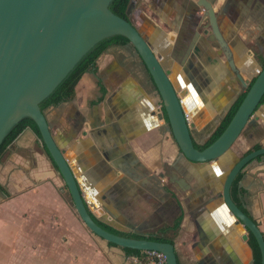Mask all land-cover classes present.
Segmentation results:
<instances>
[{"label": "crops", "instance_id": "1", "mask_svg": "<svg viewBox=\"0 0 264 264\" xmlns=\"http://www.w3.org/2000/svg\"><path fill=\"white\" fill-rule=\"evenodd\" d=\"M199 1L136 0L130 18L158 49L163 40L170 77L189 91L185 101L204 135L221 125L262 67L264 0H204L212 3L219 36ZM209 23L207 36L214 40L198 33ZM194 34L198 51L194 47L187 55ZM172 35L176 41H170ZM160 104L150 73L126 44L103 53L96 70L78 83L73 101L45 110L91 216L119 234L169 240L178 264H255L250 232L228 209L223 188L233 165L255 146L264 147V104L230 156L210 163L182 157L169 120L158 117ZM237 179L231 197L264 235V156ZM0 184V264H129L126 248L83 223L31 129L3 154Z\"/></svg>", "mask_w": 264, "mask_h": 264}, {"label": "water", "instance_id": "2", "mask_svg": "<svg viewBox=\"0 0 264 264\" xmlns=\"http://www.w3.org/2000/svg\"><path fill=\"white\" fill-rule=\"evenodd\" d=\"M113 1L0 0V146L20 121L27 117L32 118L86 227L112 244L140 251H161L167 257V264H178L173 244L120 236L107 231L93 219L83 199L78 180L67 157L55 141L40 104L100 41L114 35H123L135 48L152 77L162 101L158 117L163 122L166 118L169 120L182 157L193 163H210L230 156L233 145L263 105L264 67L256 74L254 83L222 135L210 146L200 150L196 146L205 145L219 127L218 124H213L204 135L197 132L196 121L188 107L189 101H185L189 91L179 88L170 77L171 71L167 67L169 59L166 53L161 51V46L165 45L163 40L159 42V49L155 47L131 20L111 11L110 5ZM203 1L200 0L198 6L207 13L213 25V33L219 36L212 3ZM135 7L136 0H131L127 9L128 16L132 15ZM209 25L210 23L204 24L199 26V29H207ZM207 39L214 40L212 36ZM170 41H176L175 36L172 35ZM197 43V39L191 40L186 50L187 55L194 51V47L195 51H198ZM230 65L234 67L231 59ZM221 123L222 119L219 125ZM263 156L264 147L242 157L227 174L223 188V198L228 209L256 238L262 264L263 232L259 225L234 203L231 189L238 175L250 163ZM244 239L247 240L248 235Z\"/></svg>", "mask_w": 264, "mask_h": 264}, {"label": "trees", "instance_id": "3", "mask_svg": "<svg viewBox=\"0 0 264 264\" xmlns=\"http://www.w3.org/2000/svg\"><path fill=\"white\" fill-rule=\"evenodd\" d=\"M131 0H114L112 4L110 5V9L112 12H114L116 15L129 20V16L127 15V9L130 5ZM129 44V40L127 37L123 35H114L111 37H108L102 41H100L87 55L83 57V59L77 64V66L74 68V70L65 78V80L54 90V92L46 98L41 104V109L43 112H45L46 109L52 106H58L61 103L64 102H71L76 98V88L82 77L91 70H96L97 67V61L98 59L105 53V51L114 45H126ZM262 67H264V62L262 64ZM255 80V79H254ZM254 80L249 85L248 89L252 86L254 83ZM247 89V91H248ZM247 91L238 99V101L235 103L233 108L230 110V112L227 114L224 121L221 123L215 134L208 140V142L205 145H197L196 147L200 150L205 149L206 147L210 146L212 143H214L225 131V129L230 124L231 120L233 119L235 113L237 112L238 108L240 107L241 103L243 102ZM262 103L264 104V98L262 100ZM31 129L35 135L41 139V133L40 130L35 123V121L30 118H24L22 121H20L8 134V136L4 139L2 145L0 146V160L3 156V154L7 151L9 146L26 130ZM45 147V146H44ZM262 145H257L253 149L249 150L247 152L250 153L252 151L261 149ZM45 150L52 160L53 164L57 168L56 164L54 163L53 159L50 156V153L48 152L47 148L45 147ZM238 188V179L234 182L231 194L236 195V191ZM0 189H3L2 185L0 184ZM182 216L178 218L175 225L173 226L174 229H178L182 222ZM102 227V226H101ZM105 229V228H104ZM109 232H113L109 229H106ZM120 236H125L129 238H137V239H150L158 242H164L169 243V240L165 238H161L158 236H149L144 237L141 235H123L119 234L118 232H113ZM251 236V242L253 244L254 250H255V264H262V257H261V251L258 245V242L254 235L250 233ZM126 251L129 253V255H141L142 251L126 248Z\"/></svg>", "mask_w": 264, "mask_h": 264}, {"label": "built area", "instance_id": "4", "mask_svg": "<svg viewBox=\"0 0 264 264\" xmlns=\"http://www.w3.org/2000/svg\"><path fill=\"white\" fill-rule=\"evenodd\" d=\"M260 73V69L256 74ZM129 264H167V257L161 251H142L141 255H132Z\"/></svg>", "mask_w": 264, "mask_h": 264}, {"label": "flooded vegetation", "instance_id": "5", "mask_svg": "<svg viewBox=\"0 0 264 264\" xmlns=\"http://www.w3.org/2000/svg\"><path fill=\"white\" fill-rule=\"evenodd\" d=\"M129 19L131 20L130 16H129ZM197 26H198V24H197ZM209 26L211 27V25H209ZM212 32H213V29H212ZM198 33H201L203 36L208 37V36H207V35H208V28H207V29H199V27H198ZM198 33H197V34H198ZM197 38H198V37H197ZM197 38H196V34H194V35L192 36V38L188 41V44H187V46H186L185 51L188 49L191 40H192V39H195V40H196ZM180 43H181V42H180Z\"/></svg>", "mask_w": 264, "mask_h": 264}, {"label": "rangeland", "instance_id": "6", "mask_svg": "<svg viewBox=\"0 0 264 264\" xmlns=\"http://www.w3.org/2000/svg\"><path fill=\"white\" fill-rule=\"evenodd\" d=\"M19 256V255H18Z\"/></svg>", "mask_w": 264, "mask_h": 264}]
</instances>
